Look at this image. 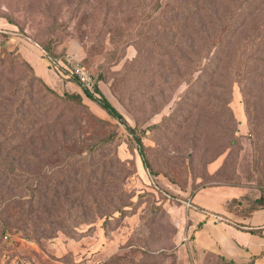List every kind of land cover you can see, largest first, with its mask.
<instances>
[{"label": "rangeland", "instance_id": "374dc122", "mask_svg": "<svg viewBox=\"0 0 264 264\" xmlns=\"http://www.w3.org/2000/svg\"><path fill=\"white\" fill-rule=\"evenodd\" d=\"M161 1L155 16L176 17ZM232 1L212 3L228 16L240 0ZM152 2L0 0V118L9 120L0 159L13 168L4 171L11 193L40 192L0 203V264H229L196 247L194 227L203 216L239 224L264 192V5L226 59L247 47L252 80L205 79L179 110L194 55L183 61L182 35L145 17ZM27 50H37L45 77ZM67 58L89 70L123 120L64 73ZM73 93L82 99L65 98Z\"/></svg>", "mask_w": 264, "mask_h": 264}, {"label": "trees", "instance_id": "16d2710c", "mask_svg": "<svg viewBox=\"0 0 264 264\" xmlns=\"http://www.w3.org/2000/svg\"><path fill=\"white\" fill-rule=\"evenodd\" d=\"M143 3L145 0H136ZM152 8L147 12L146 18H154L161 22V27L164 32H173L178 33L181 36V46H182V60L184 61L187 57V54L194 55V68L192 71L185 74V79H182V82L188 84L187 91L183 94V98L178 103V109L184 107V101L190 97L191 90L194 89L198 82L206 81L205 79L212 81L215 79L224 80H233L240 83H248L252 80L254 76L247 69L248 60H246V48L242 47L241 52L234 54L233 60L229 63L226 59L228 58V53L232 52L234 48L238 45L236 43L234 48H231V42L234 40L236 34L239 30L246 25V20L251 16H254L258 12V8L264 5V0H240L239 5H233L235 9L231 11V14L226 16L224 13H217V10L213 6V0H170L171 5L176 8L178 13H174L176 17L172 19H166L165 21L161 16H155L156 12L161 9V0H153ZM233 2L232 0H230ZM152 2V3H153ZM144 7V4H142ZM145 8L142 10V14L145 15ZM191 36V39L188 40V36ZM150 42H157V38L153 33L150 34ZM258 43L264 44V34L257 36ZM48 55H52V52L49 48H43ZM239 49V48H238ZM258 59H251L250 62H255ZM26 62V61H25ZM26 64H29L26 62ZM229 69V74L224 75L222 72L224 68ZM198 73V76L195 78L194 74ZM228 76V77H226ZM230 77V79H229ZM36 79L46 91L55 94L53 89L39 76L34 75ZM75 81H78L74 77ZM79 82V81H78ZM204 85L208 86L207 83ZM213 87L211 89L218 88L220 92H225L226 96H229L227 93V88L222 84H211ZM217 85V86H216ZM83 87V86H82ZM218 91V92H219ZM84 94L91 100L98 103L107 113H109L114 118L123 120V115L116 109V107L110 102V100L105 95L99 94V88L97 83H95V88L93 91H89L83 87ZM65 98L67 100L80 101L82 96L80 94H66ZM228 105L229 102L226 101ZM196 108V105L193 109ZM2 114V113H1ZM24 114V113H22ZM16 116L18 113L15 114ZM4 116L3 115H0ZM9 122L8 119L0 118V127L5 129V123ZM33 127V126H32ZM28 128V127H27ZM26 128V129H27ZM139 146L141 151L144 152V145L141 137L138 139ZM143 161L147 168H150V161L148 160L145 153H143ZM2 159H0V203L2 205L8 202H15L19 200H32L36 196H40L39 193L28 194L26 196H17L16 194L11 193L12 178L9 175H5V168L3 167ZM256 207H264V196L263 192L259 198L255 200ZM255 207V208H256ZM47 212V210H46ZM252 232H260L258 230H252ZM229 264H238L233 259L225 257ZM248 263H239V264H251Z\"/></svg>", "mask_w": 264, "mask_h": 264}, {"label": "crops", "instance_id": "0c3cea01", "mask_svg": "<svg viewBox=\"0 0 264 264\" xmlns=\"http://www.w3.org/2000/svg\"><path fill=\"white\" fill-rule=\"evenodd\" d=\"M36 51L27 50L23 54L38 73L45 77L48 69L38 58ZM238 222L240 223L218 222L214 217H201L194 227L196 230L197 225L201 224L195 232L196 247L224 255L239 263L264 264V207L254 208L249 214L239 217Z\"/></svg>", "mask_w": 264, "mask_h": 264}, {"label": "built area", "instance_id": "2783aa9c", "mask_svg": "<svg viewBox=\"0 0 264 264\" xmlns=\"http://www.w3.org/2000/svg\"><path fill=\"white\" fill-rule=\"evenodd\" d=\"M51 62L55 63V67L58 71L61 72L58 62L51 58ZM67 64L71 66V69H66L64 73H66L69 77H76L79 83L87 90L93 91L95 88L96 81L93 79L89 70L79 62L72 61L71 59L67 58ZM8 239V236H5Z\"/></svg>", "mask_w": 264, "mask_h": 264}]
</instances>
